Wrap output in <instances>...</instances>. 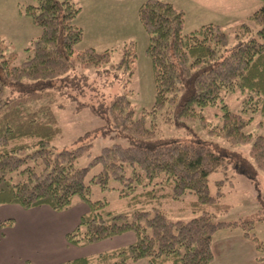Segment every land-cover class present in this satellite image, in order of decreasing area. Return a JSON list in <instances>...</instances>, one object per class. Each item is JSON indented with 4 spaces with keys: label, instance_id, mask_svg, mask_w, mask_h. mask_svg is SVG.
<instances>
[{
    "label": "trees",
    "instance_id": "obj_1",
    "mask_svg": "<svg viewBox=\"0 0 264 264\" xmlns=\"http://www.w3.org/2000/svg\"><path fill=\"white\" fill-rule=\"evenodd\" d=\"M260 1V9L238 27L234 47H229V36L218 24H205L184 34V14L170 2L147 0L139 6L138 20L149 36L146 56L153 68L154 114L165 112L168 121L179 126L198 120L206 126L203 111L223 101V92L240 90L246 95L245 106L264 118V0ZM35 3L25 9L41 29V36L32 44L33 56L15 66L0 40V206H48L61 212L80 199L89 210L67 235L71 244L90 245L127 233L136 235L128 247L65 264H134L141 260L210 264L213 236L222 229L242 230L264 258V243L253 234L256 222L264 217L217 221L228 210L221 203L224 181L216 183L218 193L213 197L209 177L227 169L231 157L200 142L158 138L154 125L149 128L144 117L135 119L125 95L115 96L107 107L108 130L104 133L127 139L128 147H106L88 167L78 168V160L92 144L85 140L94 131L81 137L79 146L54 153L52 143L61 135V128L53 107L64 106L55 102L65 94L69 73L103 67L111 61V52L90 48L75 56L84 31L74 24L81 12L74 0ZM250 24L259 29L254 32ZM133 64L134 56L127 51L117 66L127 65L132 71ZM223 109L221 126L212 127L210 133L231 146L250 142L253 137L245 130L253 117L233 113L226 105ZM251 157L254 164L238 156L240 167L247 164L253 171L264 172V135L254 139ZM98 166L101 171L90 183L103 190L110 189L111 180L125 186L119 192L129 198L126 211L115 213L107 201H91L86 178ZM15 177L21 180L14 182ZM188 192L197 197L190 204L197 216L188 222L170 220L161 203L178 201Z\"/></svg>",
    "mask_w": 264,
    "mask_h": 264
},
{
    "label": "rangeland",
    "instance_id": "obj_2",
    "mask_svg": "<svg viewBox=\"0 0 264 264\" xmlns=\"http://www.w3.org/2000/svg\"><path fill=\"white\" fill-rule=\"evenodd\" d=\"M74 1L81 7L74 24L84 31L82 42L75 47V56L90 48L98 53L109 50L111 61L100 68H77L69 73L65 94L55 102L64 106L53 107L61 128V135L52 143L54 153L79 146L77 141L86 133L94 131L91 138L85 140V143L91 141L92 144L78 160V168L88 167L106 147L116 144L128 147L127 139L117 137L111 132L104 133L108 130L107 107L115 96L125 95L134 108L135 119L144 117L149 128L154 125L158 138L167 142H200L231 157L227 169L209 177V190L213 197L218 193L216 183L224 181L221 203L228 206V210L220 214L217 221H238L253 215L264 217V172L257 168L253 171L246 167L247 164L240 167L242 162L237 160L238 156H242L254 164L251 157L252 144L256 136L264 135V118L245 106L246 95L240 90L223 92V101L203 111L206 126L199 120L179 126L175 122H169L165 112L154 114L153 68L151 60L146 56L149 36L137 16L139 6L147 0ZM162 1L172 3L183 12L184 34L205 24H218L229 36V47L238 43L235 37L238 27L247 23L248 18L262 6L260 0ZM35 4V0H0V40L7 47L8 58L15 66H20L33 56L32 44L41 36V29L25 14V9ZM250 25L254 32L259 29L255 24ZM127 51L134 56L132 71L127 65L117 66L127 57ZM224 105L233 113L243 114L247 118L253 117V122L245 130L253 137L247 144L231 146L223 138L210 133L212 127L221 126ZM246 109L247 112H244ZM100 171L101 167H95L86 178V183L91 185V201H107L109 210L115 213L126 211L129 198L121 197L119 192L125 186L111 180L110 189L103 190L90 183ZM128 174H131L130 170ZM20 180L15 177L14 182ZM196 200V195L188 192L178 201H163L160 207L170 220L188 222L197 216L190 207ZM81 202L83 201L75 199L73 205L79 208ZM83 204L88 208L86 202ZM9 218H3L5 225L9 223ZM127 234L131 239L121 237L117 244L128 247L136 241L134 233ZM253 234L264 243V221L256 222Z\"/></svg>",
    "mask_w": 264,
    "mask_h": 264
},
{
    "label": "crops",
    "instance_id": "obj_3",
    "mask_svg": "<svg viewBox=\"0 0 264 264\" xmlns=\"http://www.w3.org/2000/svg\"><path fill=\"white\" fill-rule=\"evenodd\" d=\"M83 202L57 212L48 206L25 209L18 205L0 206V264H65L80 258H90L121 247L118 239L128 234L90 245H74L67 240L88 212ZM9 223L3 226V218ZM234 222V221H226ZM210 264H264L256 243L240 229H222L212 242ZM264 256V255H263ZM134 264H150L141 260Z\"/></svg>",
    "mask_w": 264,
    "mask_h": 264
}]
</instances>
